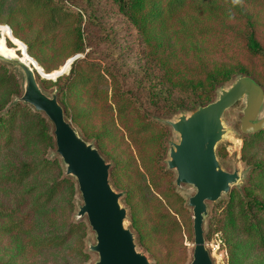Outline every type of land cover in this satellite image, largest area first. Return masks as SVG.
<instances>
[{
  "label": "rangeland",
  "instance_id": "rangeland-1",
  "mask_svg": "<svg viewBox=\"0 0 264 264\" xmlns=\"http://www.w3.org/2000/svg\"><path fill=\"white\" fill-rule=\"evenodd\" d=\"M148 10L149 7L146 11ZM211 12L218 14V17L209 20ZM36 14L28 20L15 16V21L22 20L21 33L29 39H45L38 51L44 66L30 56L51 77L37 73V80L48 94L58 93L67 119L111 164V184L116 191L123 194L121 203L128 212L126 225L135 234L138 250L148 256L151 264H191L194 231L193 210L189 205V198L195 194L196 189L189 184H176L177 172L169 168L168 160L171 142H179L180 137L165 120H176L180 114L192 111L170 114L169 109H162L151 103H145L141 107L133 100V95L127 92L130 90L133 94V89H138L147 94L149 91L151 79L144 73L147 58L149 66L158 63L163 65V61L153 57L149 44L143 42L148 31L141 32L137 25L129 23L111 0H97L94 19H87L84 28L85 51L77 53L71 37L67 34L68 25H63L56 33L39 36L37 29L45 22ZM183 22L189 24L190 28H195V33L203 29L197 37L203 40V36L205 45L211 50L206 55L202 53L210 65L213 61L226 62L225 64L235 70L244 66L264 85V0H186L185 5L173 13V19L167 22V26L173 32L182 28ZM160 24V21L153 19L146 25L158 31ZM2 25H7L12 36L26 44L14 35L8 24ZM252 31L262 46L261 54H252L247 47V36ZM6 38L8 46L14 47L11 37ZM195 57V52L189 51L188 54H179L176 61L183 60L193 66ZM78 59L81 60L78 72L91 76V81L88 85L68 92V96L60 97L62 82L59 79L69 75ZM68 61L72 65L70 63L67 69ZM5 64L16 74L21 89V94L13 96V106L22 103L17 98L23 93L25 76L20 68ZM45 67L55 69L47 72ZM160 71L162 69L159 67L155 72ZM240 76L243 75L222 84L216 90L214 100L221 89L228 88ZM125 106L126 110L121 111ZM244 107L245 100H242L225 113L223 121L227 132L217 150L223 168L228 171L237 169L243 174V179L233 186L237 189L243 188L252 172L251 165L242 158L245 134L241 131L240 124ZM143 124H148V127H142ZM222 148L224 154L219 156L218 151ZM13 151L23 152L19 148ZM24 151L34 153L35 157L41 155L57 159L67 176L65 164L56 152V143L51 147L38 143ZM252 152L257 154V158L264 157V145L255 147ZM70 178L77 185L76 179ZM229 193L224 194L217 202L210 203L205 220V238L214 264H229V251L224 236L220 231L214 232L213 224L208 225L212 214L214 215L215 206L227 198ZM19 195L17 191L0 186V200L3 202L8 201V198L14 200ZM63 201L64 199L61 205L63 204L64 209L61 210L64 216L60 215L62 220H83L88 224L86 216H78L79 207L83 204L78 187L73 199V209L65 208ZM59 206L60 204L56 207ZM61 210L58 209L57 214H62ZM57 221H60L59 217ZM88 227L85 238V246L90 253L88 260L75 257L74 252L77 251L74 247L73 250L65 248L61 251L29 249L20 256L13 257V251L9 250L12 246L11 239L0 238V264L7 261H11V264H94L98 255L89 246L96 243V235L89 224Z\"/></svg>",
  "mask_w": 264,
  "mask_h": 264
},
{
  "label": "trees",
  "instance_id": "trees-1",
  "mask_svg": "<svg viewBox=\"0 0 264 264\" xmlns=\"http://www.w3.org/2000/svg\"><path fill=\"white\" fill-rule=\"evenodd\" d=\"M111 1L129 23L137 25L141 32L148 31L143 42L149 44L155 59L163 61V65L158 63L149 66L147 58L144 73L151 79L147 94L138 89H133V94L127 91L141 107L151 103L169 109L170 114L194 111L212 102L216 90L226 81L239 75L253 76L255 79L244 66L235 70L226 62L213 61L210 65L205 55L211 53V50L205 45L203 36V40L197 37L203 29L195 33V28L183 22L182 28L173 32L169 30L167 22L173 19V13L181 9L186 0ZM96 4L97 0H0V24H8L14 35L27 44L29 55L44 66L38 51L45 39L35 41L24 36L21 33L22 20L15 21V16L28 20L38 13L36 15L45 22L37 29L39 36L56 33L63 25H68L67 34L78 53L85 51L84 28L87 19H94ZM211 15L209 20L218 17V14L212 12ZM153 19L161 22L158 31L146 25ZM247 37L249 51L261 54L262 46L255 33L252 31ZM189 51L196 54L193 66L183 60L176 61L179 54H188ZM80 61L78 59L74 62L69 75L59 79L62 82L60 97L68 96V92L73 89L90 83L91 76L78 72ZM159 67L162 71L155 72ZM53 69L45 67L47 72ZM19 94L21 89L16 74L0 62V186L20 193L14 200H0V238L11 239L9 250L13 251V257L29 249L61 251L65 248L73 250L74 247L77 251L74 252L75 257L88 260L90 253L85 246L88 224L83 220L69 221L60 217L64 213L61 210L64 209L61 205L63 199L65 208L73 209L76 182L64 175L57 159L41 155L35 157L34 153L24 151L38 143L45 147L55 145L53 125L43 112L36 111L28 104L17 103L12 106L13 96ZM125 110L126 106L121 111ZM143 126L147 128L148 124ZM262 145L264 129L244 135L242 158L251 165V175L243 188H233L227 198L215 206L214 215L209 220L208 225L213 224L214 232L220 231L225 238L229 264H264V157L257 158V154L252 152L255 147ZM15 148L23 152L13 153ZM218 154L222 156L224 149H219ZM58 209L62 214H57Z\"/></svg>",
  "mask_w": 264,
  "mask_h": 264
},
{
  "label": "water",
  "instance_id": "water-1",
  "mask_svg": "<svg viewBox=\"0 0 264 264\" xmlns=\"http://www.w3.org/2000/svg\"><path fill=\"white\" fill-rule=\"evenodd\" d=\"M0 61L24 73L23 93L17 100L43 112L53 125L56 152L65 164L66 175L76 179L82 196L78 216H86L96 235V243L89 246L98 255L94 264H151L148 256L138 250L135 234L126 225L128 212L121 203L123 194L111 184V164L67 119L58 93L50 95L43 89L37 80L40 72L33 63L19 55L2 53ZM242 100L245 107L241 131L248 135L263 130L264 88L248 75L238 77L228 88L221 89L212 102L182 113L176 120H165L180 137L179 142H171L168 160L169 168L177 172L176 184H189L196 189L189 198L194 231L191 264H214L204 229L209 205L228 194L243 179L239 170L223 168L217 155L219 143L227 132L223 117Z\"/></svg>",
  "mask_w": 264,
  "mask_h": 264
},
{
  "label": "bare ground",
  "instance_id": "bare-ground-1",
  "mask_svg": "<svg viewBox=\"0 0 264 264\" xmlns=\"http://www.w3.org/2000/svg\"><path fill=\"white\" fill-rule=\"evenodd\" d=\"M0 31H1V36H0V53L2 54H6V55H19L21 57H23V59L27 62H30V63H33L39 70V72L42 74V75H46L38 66L37 62L35 61L34 58H32L28 52H26L25 50V45L23 42H21L20 40H17L15 39L13 36H12V32L10 30V28L7 26V25H2L0 24ZM6 36H9L11 37V39L13 40L14 42V47H10L8 46V43L7 41L5 42V38ZM8 38H6L7 40ZM7 43V44H6ZM19 52V53H18ZM72 59V58H71ZM71 59H69L71 61ZM70 61H68V66H67V69L68 67L70 66ZM66 65V63H65ZM72 65V63H71ZM65 68V67H64ZM60 70V69H59ZM58 71V70H57ZM52 74V73H51ZM51 77V76H50Z\"/></svg>",
  "mask_w": 264,
  "mask_h": 264
}]
</instances>
